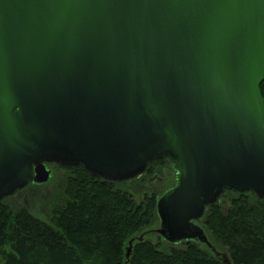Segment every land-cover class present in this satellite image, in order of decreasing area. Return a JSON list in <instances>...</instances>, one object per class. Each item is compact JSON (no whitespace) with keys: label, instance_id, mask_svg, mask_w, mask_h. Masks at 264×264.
Listing matches in <instances>:
<instances>
[{"label":"water","instance_id":"water-1","mask_svg":"<svg viewBox=\"0 0 264 264\" xmlns=\"http://www.w3.org/2000/svg\"><path fill=\"white\" fill-rule=\"evenodd\" d=\"M264 0H0V202L46 164L123 182L168 157L156 234L208 246L226 190L264 199Z\"/></svg>","mask_w":264,"mask_h":264},{"label":"trees","instance_id":"trees-1","mask_svg":"<svg viewBox=\"0 0 264 264\" xmlns=\"http://www.w3.org/2000/svg\"><path fill=\"white\" fill-rule=\"evenodd\" d=\"M261 92L264 97V83ZM166 160L152 162L146 174ZM76 169L79 179L71 183L69 199L52 209L53 224L0 205V264H225L206 245L203 249L195 242L164 252L145 239L134 243L127 260L129 242L149 233L155 221L157 195L140 207L113 182L92 176L83 166ZM232 192L242 196L231 208L225 212L220 201L202 218L209 242L224 255L214 238L221 244L230 264H264V208L249 204L246 195L255 194Z\"/></svg>","mask_w":264,"mask_h":264},{"label":"rangeland","instance_id":"rangeland-1","mask_svg":"<svg viewBox=\"0 0 264 264\" xmlns=\"http://www.w3.org/2000/svg\"><path fill=\"white\" fill-rule=\"evenodd\" d=\"M76 167L78 166H65L57 163L48 164L47 169L51 172L48 182L32 183L26 189L3 200L0 205L7 207L10 211L15 213L27 211L35 219L49 225L53 224L52 209L58 203L61 204L69 199L67 192L69 191L71 183L79 179V172ZM146 173L125 182L114 183L113 185L115 186V190L131 194L134 196L137 206H145L146 208L149 198L157 195L158 199H160L167 192L179 185V169L169 158L165 161L164 165H157L154 168H151L148 174ZM241 196V194L232 192V190H226L224 195L221 197V202L219 204L226 212L232 207V203L239 200ZM246 197L252 207L260 205L264 208V199H260L252 194H247ZM209 209L211 208L209 207ZM160 222L161 220L157 212V216L152 227H149V229L147 228V230L155 231L160 228ZM198 223L199 226L202 227L204 231L206 230L211 237V233L205 225V218L200 220ZM147 230L145 229L144 231L146 232ZM144 231L141 232V234L144 233ZM144 239L159 245L160 249L164 252H167L172 248L182 249L189 243H195L192 241L171 243L155 234L149 236L146 235ZM214 241V244L217 245L218 249L221 252L224 251V255L227 256V253H225V249L221 246V244L215 238ZM198 244L204 249V244Z\"/></svg>","mask_w":264,"mask_h":264}]
</instances>
